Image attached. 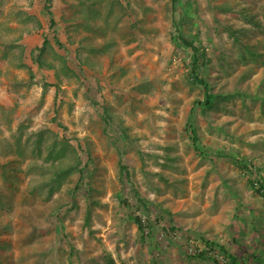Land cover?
Masks as SVG:
<instances>
[{
  "label": "rangeland",
  "instance_id": "1",
  "mask_svg": "<svg viewBox=\"0 0 264 264\" xmlns=\"http://www.w3.org/2000/svg\"><path fill=\"white\" fill-rule=\"evenodd\" d=\"M50 1L53 27L46 0H0L2 41L14 47L0 61V264H201L187 242L206 251V240L215 242L211 254L228 258L219 246L235 251L234 238L264 253V195L250 181L264 179V0L176 3L209 58L201 76L223 94L262 93L195 115L202 89L191 82L189 54L171 41L172 0ZM29 15L42 30L20 39ZM42 33L55 69L30 57ZM24 48L35 79L18 86L29 80L17 66ZM54 141L76 150L82 177L48 198L41 173L50 174ZM74 159L68 152L64 165ZM11 161L16 172L4 176ZM132 217L146 221L144 234Z\"/></svg>",
  "mask_w": 264,
  "mask_h": 264
},
{
  "label": "trees",
  "instance_id": "2",
  "mask_svg": "<svg viewBox=\"0 0 264 264\" xmlns=\"http://www.w3.org/2000/svg\"><path fill=\"white\" fill-rule=\"evenodd\" d=\"M91 2H94L93 0H88ZM180 2V0H172V5L171 7V11H172V26H171V34H170V38L171 41L173 43H175V45L179 48L184 49L185 52H187L189 54V60L190 63L187 65L188 66V70L190 73V78H191V82L196 85L201 87L202 89V99H196L193 101V106L190 109V112L192 115H195V113H197V111L199 110H205V109H212L215 108L217 109V106H219L220 101H225V100H229V99H233L236 97H240V96H244L246 98L251 97L253 98L254 96H259L260 94H253L250 93L249 91L247 92H234L233 94H223L222 92L216 91L215 87L212 86L205 78H203L201 76V67H205L207 66V63L209 61V58L207 56V53L205 51V49L201 46V42L200 40H198L197 36H194L190 33V29H191V21L188 20L187 15L185 12H182L178 17L176 16L177 13V6L176 3ZM51 1L50 0H46L44 8L47 11L49 17H51L50 19V26L53 27L55 26V21L53 19V13L51 11V7H50ZM0 14H2L0 12ZM28 21L33 22L32 27L30 28H24L22 29V33L20 35V39L22 38V36H24L25 34L28 36H31L34 33H37L39 31L42 30V24L40 22V20L38 19V17L33 16V15H29L28 16ZM82 19V18H81ZM88 25V23H87ZM133 27V26H132ZM8 29V28H7ZM42 38H43V42L40 46H36L35 50H31L30 51V57L32 59V61L38 66V68L40 69H55V65L53 62H48L45 58H44V54L46 51V47L50 45V41L48 40V38L42 33ZM233 37L235 38L236 42H239L238 39V33L233 34ZM3 35L0 34V61H7L8 59V50L11 48H14L12 46V44H9L7 42H3ZM56 44L62 48L64 47V45L58 40L56 39ZM247 44L245 43L243 45V47L247 50ZM93 50V49H92ZM35 51H38V54H35ZM256 51L252 52L253 54H257L255 53ZM24 55H25V48L22 49L21 53H20V63L18 66V68H22V69H27L28 73H29V80H18L17 81V85H25L26 82L28 85H30L34 79H35V73L33 72V70L30 68V66L27 64V62L24 61ZM63 62H62V67L63 70L65 69L66 71H69V68L67 67V63L65 61V58H62ZM208 67V66H207ZM57 77H59L57 75ZM264 79V78H263ZM44 87L42 88L44 93L47 90L48 85L47 84H43ZM190 114V115H191ZM215 129L219 130L220 132H223L224 134H227V132L230 133V128L227 129V131H224L223 127H221V125H216L214 126ZM190 128V127H189ZM232 133V132H231ZM230 133V134H231ZM43 135L44 133L39 132V138L36 141V151L40 152V147L43 145L44 141H43ZM228 135V134H227ZM233 136H235L236 134H232ZM192 143L195 146V149L198 153L201 152V149H204L200 144V140L197 136V134L195 132L192 131ZM47 151H48V155L47 158L45 159V161H51V164L49 166V170H48V178L45 179V174L41 173L42 178L44 177V181H42V183L40 185H42L43 187L47 188L48 191V198H52L53 195L60 190V188L65 184V182L74 174V173H78V174H82V170L80 169V165H81V158L78 155V153L76 152V150L74 148H69L68 147V143H59L57 141L52 142L51 144L48 145L47 147ZM71 153L74 154L75 159L71 162V164L69 163V165H64V157L67 155V153ZM218 155L220 156H225L228 155L226 153L221 152L218 153ZM230 157H233V163L235 165H237L238 167H240L241 169H247L249 170L250 166L249 164L251 162L247 161L246 159H235V155H231ZM57 161V162H56ZM56 162V163H55ZM12 163L13 161L7 163L5 166H1L4 176L7 174V168H10L12 171L16 172V169L12 167ZM35 166H37V164H34ZM5 167H6V171H5ZM122 170H124V168H122ZM250 174H253L252 171H250ZM257 175L259 177H257ZM82 177V175H81ZM256 178L250 179L251 181V187H255L256 191L259 192V194H263L264 192V179H261L259 174H255ZM259 179L258 182H255L256 179ZM81 179V178H80ZM7 180V179H6ZM9 182V180H7ZM82 181V180H80ZM258 186V187H257ZM31 192H33L31 190ZM138 203L140 209L143 208V210L149 214V208L147 207V203L144 200L138 199ZM134 222L136 223L138 230L140 233H143L146 231V221L144 222L142 218L140 217H132ZM162 219V216L157 215L156 218V223L159 222ZM149 224L147 225L148 228V233L149 234H153V230H154V225L151 224L150 222H148ZM235 245V251L233 252H228L222 245L219 246L220 251L226 255L228 257V264H264V253L260 252L256 246L253 248H246L245 246H243V244L241 243L240 240H238L237 238H234L232 241ZM215 242H208L206 240V246L208 247L207 251L206 250H199L195 245L193 253L191 254L192 258H194L195 260H200L201 264H206L205 260H211L213 261V263L215 264H222V262L218 259H216V256L214 255V253L211 254L212 252V248L214 247ZM210 251V252H209ZM108 264H114L113 261H108Z\"/></svg>",
  "mask_w": 264,
  "mask_h": 264
},
{
  "label": "clouds",
  "instance_id": "3",
  "mask_svg": "<svg viewBox=\"0 0 264 264\" xmlns=\"http://www.w3.org/2000/svg\"><path fill=\"white\" fill-rule=\"evenodd\" d=\"M263 195H264V192H263ZM264 198V197H263ZM145 222V221H144ZM149 235V233L147 234ZM150 235H153V234H150ZM146 237H142L141 240L145 241ZM238 239V238H237ZM233 243V242H232ZM193 242L189 241L186 243V249H187V253H189L190 255L193 253ZM236 248V246H235ZM214 253V252H213ZM214 255L216 256V259L220 260L222 262V264H228V258H224L223 256L220 257L218 256L217 254L214 253Z\"/></svg>",
  "mask_w": 264,
  "mask_h": 264
}]
</instances>
